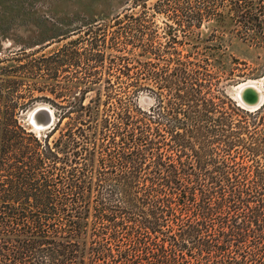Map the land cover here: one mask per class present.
Segmentation results:
<instances>
[{
	"label": "trees",
	"instance_id": "trees-1",
	"mask_svg": "<svg viewBox=\"0 0 264 264\" xmlns=\"http://www.w3.org/2000/svg\"><path fill=\"white\" fill-rule=\"evenodd\" d=\"M107 18L0 59V264H264V103L225 85L230 47L264 43V0ZM37 101L57 115L43 135L20 119Z\"/></svg>",
	"mask_w": 264,
	"mask_h": 264
},
{
	"label": "rangeland",
	"instance_id": "rangeland-1",
	"mask_svg": "<svg viewBox=\"0 0 264 264\" xmlns=\"http://www.w3.org/2000/svg\"><path fill=\"white\" fill-rule=\"evenodd\" d=\"M155 1L157 0H148V4L151 5ZM134 2L135 0H0V59L8 58L22 49H26L28 53L36 52L34 56L49 54L69 41L64 39L66 35L95 19L101 17L111 19L117 13L132 6ZM157 20L163 24L162 15H157ZM215 26L216 21H206L200 31L207 34ZM249 26L254 25L249 24ZM112 29L110 27L106 28L105 32L101 31V36L109 39ZM226 36L232 39L230 34ZM78 37L79 34H75L71 39ZM237 43V48L231 46L229 50L233 57L229 67L233 69L234 78L225 82V85L227 93L240 105L245 106L241 103L236 89L238 83L256 80L260 85V94L264 96V43L257 47L250 46L247 42ZM112 73L114 72L108 69V65L100 67L97 72L102 77H111ZM43 94L53 97L48 92ZM137 103L148 109L154 104V99L148 93H140ZM41 104H47L55 111L48 101H37L20 114L22 123L39 135L50 130L39 131L34 128L30 120V111ZM258 129H264V127L259 125ZM261 136L264 137V132ZM259 157L264 159V150Z\"/></svg>",
	"mask_w": 264,
	"mask_h": 264
},
{
	"label": "water",
	"instance_id": "water-1",
	"mask_svg": "<svg viewBox=\"0 0 264 264\" xmlns=\"http://www.w3.org/2000/svg\"><path fill=\"white\" fill-rule=\"evenodd\" d=\"M241 99L247 106L254 107L258 106V95L252 85L247 86L241 96ZM243 107V106H242ZM245 108V107H244ZM31 122L34 128L37 129H51L56 124L57 118L55 111L49 107L41 106L37 107L31 116Z\"/></svg>",
	"mask_w": 264,
	"mask_h": 264
},
{
	"label": "bare ground",
	"instance_id": "bare-ground-1",
	"mask_svg": "<svg viewBox=\"0 0 264 264\" xmlns=\"http://www.w3.org/2000/svg\"><path fill=\"white\" fill-rule=\"evenodd\" d=\"M264 79V78H263ZM258 82L256 81V80H248V81H243V82H240V83H238L237 85H236V89L238 90V92H239V98H240V101H241V103L242 104H244L245 106H243V105H241V106H243V107H245V108H253V107H250V106H247L245 103H244V101L241 99V96H242V93H243V91H244V89L247 87V86H250V85H252V87L255 89V91L257 92V95H258V101L259 100H262V101H260L259 103V105L258 106H254V107H259V106H261L263 103H264V96H261V94H260V85H258L257 84ZM263 89V88H262ZM41 106H45V107H49L50 109H52L49 105H47V104H41V105H37V106H35L31 111H30V119H31V116H32V113L34 112V110L37 108V107H41ZM35 129H37V128H35ZM37 130H39V131H41V130H43V129H37Z\"/></svg>",
	"mask_w": 264,
	"mask_h": 264
}]
</instances>
